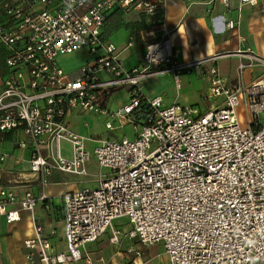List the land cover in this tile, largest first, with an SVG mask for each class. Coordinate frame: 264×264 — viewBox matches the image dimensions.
<instances>
[{
	"label": "built area",
	"instance_id": "2783aa9c",
	"mask_svg": "<svg viewBox=\"0 0 264 264\" xmlns=\"http://www.w3.org/2000/svg\"><path fill=\"white\" fill-rule=\"evenodd\" d=\"M167 0H0V47L4 50V87L0 93V146L12 131L30 146L29 169L41 193L28 188L21 199L0 190V213L12 224L30 214L35 236L25 241L28 263L94 264L83 250L108 231L118 241L114 221L126 218L127 236L144 247L162 244L170 264H264V80L249 87L226 86L218 61L225 54L181 60L165 39L152 43L143 65L129 69L103 31L112 12L146 16L158 24ZM226 7L229 0H222ZM256 6L260 0H240ZM237 22L229 20L226 29ZM134 46L130 38L126 48ZM87 51L92 60L66 72L58 59ZM239 72L262 66L253 51L240 54ZM199 72L210 98L222 107L200 113L192 105L165 106L149 98L144 81L156 76L181 78ZM124 90L128 104L108 108ZM244 100L253 118L243 128L237 110ZM146 116L138 118L143 111ZM106 119L114 135L133 127L132 138L84 137L72 129V113ZM71 145V159L61 146ZM7 155L0 153L1 165ZM93 157L96 187L63 197L66 250L53 252L55 230L38 223L39 204L50 209L45 192L56 171L86 177ZM106 170V172H104ZM18 203L19 208L8 211Z\"/></svg>",
	"mask_w": 264,
	"mask_h": 264
},
{
	"label": "crops",
	"instance_id": "0c3cea01",
	"mask_svg": "<svg viewBox=\"0 0 264 264\" xmlns=\"http://www.w3.org/2000/svg\"><path fill=\"white\" fill-rule=\"evenodd\" d=\"M229 1V6L226 7L222 0H167L166 8L155 26L154 19L146 16L112 12L107 18L103 34L107 41L116 45L121 60L129 69L141 67L147 47L165 39L179 52L183 61L225 54L219 59L218 66L226 86L241 82L242 86L249 87L260 79L264 80V69L262 66L247 68L241 75L239 65L247 60L242 59L240 54L253 51L264 59V0H260L256 6L242 7L240 0ZM229 20L237 22L238 25L227 30L226 24ZM130 38L134 39V46L126 48ZM85 52L59 57V65L61 60L67 57L87 59L79 68L68 71L78 70L92 59L90 57L89 60ZM5 54L0 47V93L7 72ZM61 67L64 69L63 65ZM209 89L208 81L199 72L183 76L180 87H177L172 77L164 75L143 83V92L147 97L162 96L165 106L192 105L203 114L223 105L224 98H210ZM128 100L127 93L119 91L109 100L108 108L113 111L127 105ZM241 103L237 110V118L246 129L251 126L253 118L247 103L244 100ZM75 115L80 114L75 112L69 116L71 125ZM22 140H26L23 132L12 131L7 136V142L0 146V153L8 156L0 169V190L10 188L19 199L28 188L36 195L41 193L39 183L32 177L28 166L32 155L30 146L21 149L14 145L16 141ZM91 165L96 166V163L91 162L88 166ZM96 177V174L89 173L84 177L87 178L85 181L80 179L83 177L75 175L65 177L56 171L48 179L45 192L51 199L50 209L46 210L45 205L39 204L35 213L38 223L45 227L46 232L56 231V235L51 239L54 253L66 250L63 196L82 188L94 187L93 184H97ZM17 208L18 203L9 206L7 210ZM32 223L29 213H23L21 220L12 224L7 222L6 215L0 213V264H41L39 261L28 263L26 257L25 241L35 236ZM113 225L115 231L119 232L118 241L113 242L112 232L108 231L98 242L89 244L83 250L85 258L90 257L94 264H170L162 244L146 248L138 240L128 238L127 234L132 226L126 218L116 219Z\"/></svg>",
	"mask_w": 264,
	"mask_h": 264
},
{
	"label": "rangeland",
	"instance_id": "374dc122",
	"mask_svg": "<svg viewBox=\"0 0 264 264\" xmlns=\"http://www.w3.org/2000/svg\"><path fill=\"white\" fill-rule=\"evenodd\" d=\"M85 54L88 56V59L90 60L91 58L87 51L85 52ZM85 60L87 59L77 57V56L67 57L61 60V65H63L66 71L73 70V69L79 68L80 65H82L83 61ZM121 92H125V91L121 90ZM72 127H73V130H75V132H77L78 134L84 137L86 136V137L108 138L110 136V137H117L118 139H121L123 137L132 138L134 134L133 127L129 125L125 130H122L114 135H109L106 130V119H104L101 116L97 117L91 114L75 115L73 117ZM61 149H62V153L64 154V156L71 159L72 157L71 145L64 142L61 146ZM92 162L96 163L94 157H93ZM88 172L91 174L98 175L99 168L94 165L88 166ZM104 172H106V170H104ZM61 175L68 177V175L64 173H61ZM80 179L86 181L87 178L84 179L83 177ZM95 185L97 186V184H93L94 187H96Z\"/></svg>",
	"mask_w": 264,
	"mask_h": 264
},
{
	"label": "trees",
	"instance_id": "16d2710c",
	"mask_svg": "<svg viewBox=\"0 0 264 264\" xmlns=\"http://www.w3.org/2000/svg\"><path fill=\"white\" fill-rule=\"evenodd\" d=\"M4 62H5V58H4ZM145 116H146V111L144 110L143 113L138 118L143 119ZM6 140H7V137H6Z\"/></svg>",
	"mask_w": 264,
	"mask_h": 264
}]
</instances>
